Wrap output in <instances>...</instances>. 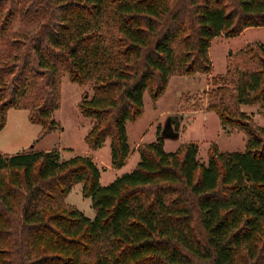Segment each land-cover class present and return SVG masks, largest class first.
<instances>
[{
  "label": "trees",
  "instance_id": "16d2710c",
  "mask_svg": "<svg viewBox=\"0 0 264 264\" xmlns=\"http://www.w3.org/2000/svg\"><path fill=\"white\" fill-rule=\"evenodd\" d=\"M0 34L18 12L32 23L9 41L0 65V131L12 109L43 128H59L60 82L94 83L80 109L94 122L91 151L111 141L112 167L130 156L127 122L157 102L173 77L209 76V50L224 35L264 28V0H0ZM22 4H25L22 5ZM215 77L207 111L245 134L246 150L185 144L164 137L138 148L135 170L107 187L92 158L58 151L0 153V264H264V127L241 111L264 105V45ZM83 184L93 220L65 200Z\"/></svg>",
  "mask_w": 264,
  "mask_h": 264
},
{
  "label": "rangeland",
  "instance_id": "374dc122",
  "mask_svg": "<svg viewBox=\"0 0 264 264\" xmlns=\"http://www.w3.org/2000/svg\"><path fill=\"white\" fill-rule=\"evenodd\" d=\"M25 6V4H22ZM6 7L0 8V17ZM3 10V14H1ZM22 12H18L5 35L0 34V65L9 54V41L16 34L29 30L32 23ZM264 45V28H250L235 38L224 35L215 38L209 50L213 64L209 76L173 77L164 95L155 103L150 95H144V114L135 122H127V141L130 156L123 167H112L111 141L96 151L86 144V137L94 122L86 118L80 109L85 94L93 95L94 83L79 85L73 83L68 74L60 82V107L52 114L59 128L41 138L43 128L29 121V111L12 109L7 122L0 131V153L4 156L30 152L58 151L61 160L75 156H87L96 163L101 187H107L118 178L135 170L140 162L138 148L156 143L164 137V151L176 152L185 144L198 147V160L208 163L209 150L217 145L224 154L244 152L247 138L244 133L231 127H224L219 117L207 111L208 92L213 89L212 80L225 76L230 69L239 66V53L252 45ZM241 111L253 118L256 125L264 127V105L242 106ZM65 203L76 208L87 218H95L91 199L83 197V184H76Z\"/></svg>",
  "mask_w": 264,
  "mask_h": 264
}]
</instances>
